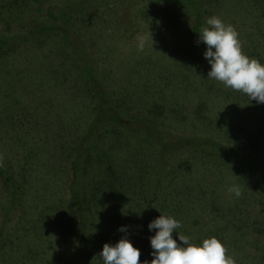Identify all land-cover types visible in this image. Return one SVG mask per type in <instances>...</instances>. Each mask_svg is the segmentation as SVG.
Wrapping results in <instances>:
<instances>
[{
    "label": "rangeland",
    "instance_id": "obj_1",
    "mask_svg": "<svg viewBox=\"0 0 264 264\" xmlns=\"http://www.w3.org/2000/svg\"><path fill=\"white\" fill-rule=\"evenodd\" d=\"M193 1L201 27L212 16L232 25L243 53L264 65V0ZM48 8L70 43L48 34L0 48V156L21 188L10 207L0 176V264H75L72 157L94 116L86 65L126 118L151 122L169 138L234 144L264 176V103L207 77L206 45L197 43L183 0H0V34L28 28ZM149 31L156 43L149 38L138 50ZM82 162L96 261L105 243L122 237L150 256L156 229L148 224L166 215L191 242L215 237L235 264H264L261 194L227 157L202 148L162 156L145 133L107 124L89 138ZM112 181L120 183L116 194Z\"/></svg>",
    "mask_w": 264,
    "mask_h": 264
},
{
    "label": "trees",
    "instance_id": "obj_2",
    "mask_svg": "<svg viewBox=\"0 0 264 264\" xmlns=\"http://www.w3.org/2000/svg\"><path fill=\"white\" fill-rule=\"evenodd\" d=\"M183 1L194 15L192 31L193 35L198 38V32L201 29L202 22L199 9L193 0ZM37 12L38 15L34 16L35 21L32 22L28 28L20 30L15 34H0V48L9 45L10 42L19 38H40L48 34L57 36L66 44L70 43L68 35L60 25L57 16L51 8H48L46 12L41 10ZM0 21L6 22V19H3V17L0 16ZM84 70L87 89L94 102V116L88 130L76 143L75 152L72 157V177L69 183L70 199L68 205L76 215L78 224V235L75 244L77 259H75V264H104V262H99L92 258L88 251L91 212L89 210L90 200H87L85 193L82 191V182L84 179L83 174L87 172V169L83 162L81 164V158L91 135L104 128L107 124H116L132 131H141L145 133L147 137L151 138L158 145L160 155L162 156L169 153L174 154L181 149L202 148L204 151L227 157L236 165L237 171L241 170L253 180L257 190L261 194V203L264 207V176L258 171L254 163L247 158L246 154L240 152L234 144H225L210 138H169L164 133H161V131H159V129H157L151 122L144 119L126 118L120 109L121 105L112 102L111 96L105 90L101 78L98 75H95L93 66L86 65ZM2 165L3 166H0V176L3 177L4 183L9 192V200L11 202L10 207H12V204L19 201L21 188L14 177L10 165L4 160L2 161ZM119 185L120 183L112 181L107 184L109 187L108 190L116 194L119 192ZM152 258L151 255H140L141 262L146 260L151 261Z\"/></svg>",
    "mask_w": 264,
    "mask_h": 264
},
{
    "label": "clouds",
    "instance_id": "obj_3",
    "mask_svg": "<svg viewBox=\"0 0 264 264\" xmlns=\"http://www.w3.org/2000/svg\"><path fill=\"white\" fill-rule=\"evenodd\" d=\"M206 25L199 30L197 43L206 45L203 55L210 64L207 77L246 94L249 101L264 103V65L243 53L238 32L232 25L225 24L216 16L207 18ZM149 34L138 38V50L143 51L149 38L153 48L156 42L150 31ZM2 161L3 157L0 156V166H3ZM229 192L238 198L242 195L239 186L229 188ZM180 227V222L171 216L159 215L151 221L149 230L156 229L149 238L153 258L143 264H235L220 240L205 238L197 245L189 237L176 233ZM120 231L125 229L121 228ZM174 232L178 235L179 243L173 238ZM98 256L104 264H142L140 251L126 237L115 244L105 243Z\"/></svg>",
    "mask_w": 264,
    "mask_h": 264
}]
</instances>
